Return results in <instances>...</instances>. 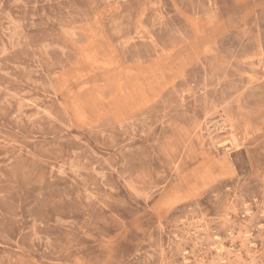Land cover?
<instances>
[{
  "label": "rangeland",
  "instance_id": "374dc122",
  "mask_svg": "<svg viewBox=\"0 0 264 264\" xmlns=\"http://www.w3.org/2000/svg\"><path fill=\"white\" fill-rule=\"evenodd\" d=\"M0 264H264V0H0Z\"/></svg>",
  "mask_w": 264,
  "mask_h": 264
},
{
  "label": "bare ground",
  "instance_id": "6f19581e",
  "mask_svg": "<svg viewBox=\"0 0 264 264\" xmlns=\"http://www.w3.org/2000/svg\"><path fill=\"white\" fill-rule=\"evenodd\" d=\"M224 259V258H223Z\"/></svg>",
  "mask_w": 264,
  "mask_h": 264
}]
</instances>
